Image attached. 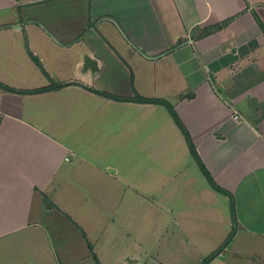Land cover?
I'll list each match as a JSON object with an SVG mask.
<instances>
[{"label":"crops","instance_id":"obj_1","mask_svg":"<svg viewBox=\"0 0 264 264\" xmlns=\"http://www.w3.org/2000/svg\"><path fill=\"white\" fill-rule=\"evenodd\" d=\"M51 81L66 85L20 92ZM0 84L15 90L0 87V252L27 234L49 255L51 210L69 230L66 264H177L122 249L109 260L98 242L106 231H87L109 219L117 189L135 190L102 160L117 161L120 150L131 172L136 151L158 156L161 186L174 153L177 187L195 203L186 210L181 199L193 228L177 231L182 248L198 264L220 247L232 228L229 196L192 156L188 174L191 154L167 109L137 94L172 105L210 177L233 197L235 232L209 264H264V0H0Z\"/></svg>","mask_w":264,"mask_h":264},{"label":"rangeland","instance_id":"obj_2","mask_svg":"<svg viewBox=\"0 0 264 264\" xmlns=\"http://www.w3.org/2000/svg\"><path fill=\"white\" fill-rule=\"evenodd\" d=\"M137 138H139L138 135H136L135 140ZM155 151L157 152V150ZM126 156V150H120L117 161L114 162L117 159L116 156H104L102 160L118 166L115 180L123 182L131 177L135 182V190L130 192L128 189H117L119 193L113 196L117 203H113L109 219L101 221V228H92L90 225L93 222L89 221L86 226L91 228H88L87 231H106V237L98 242H100V250H104L109 260H111L114 251L122 249L128 255L138 253L141 261L147 260L152 255L153 258L167 261L166 263L196 264V255L185 251L184 245L182 248L180 242L182 234L177 232L193 231V228L187 227L182 220L184 211L191 210L195 207V203L188 205L185 202V195L181 196L180 193L185 188L177 187L180 180L176 178L175 154H171L168 150V169L166 172L168 181L167 185L164 186H161L163 183L159 182L158 156L147 161L145 156L136 151L133 160L134 171L132 172L126 168ZM180 163L179 159L178 165ZM184 165L188 167V174H190L192 169L190 167L192 166L189 165H195L191 155L187 154ZM193 171L196 172L194 168ZM104 179L108 178L104 176ZM142 181L145 184H142ZM182 198L185 206H188L186 210H183L184 207H180L182 206ZM46 211L53 215L50 219V222L53 223H50L49 226H55L53 227L54 231H52L54 236L48 237L50 231H43L44 233H42L47 247L48 245L51 247L50 254L48 255L45 248L39 247L42 241L38 239V236L34 240L30 239L29 235L24 234L18 236V240L15 239L16 243L11 240L7 241L8 244L6 245L8 246L0 252V264H66L63 257V247L64 244H68L67 231L69 230L62 225L63 222H61V218L59 219L60 216L57 212ZM179 224L182 226V230L178 228ZM208 225L211 223L208 222ZM212 225L217 226L216 223ZM92 236L94 235L92 234ZM92 240L94 239L92 238ZM176 244L181 245V247L175 249ZM203 263V259L198 262V264ZM72 264H87V260L82 259L80 262Z\"/></svg>","mask_w":264,"mask_h":264},{"label":"trees","instance_id":"obj_3","mask_svg":"<svg viewBox=\"0 0 264 264\" xmlns=\"http://www.w3.org/2000/svg\"><path fill=\"white\" fill-rule=\"evenodd\" d=\"M65 85L66 84L57 83V82L51 81V83L49 85L45 86V87H41V88L33 89V90L20 91V92L38 93V92H44V91H49V90H56V89H59V88L65 86ZM0 87L2 89H4V90L15 91L14 89L9 88V87H7L5 85H2V84H0ZM95 92L100 94V95H103L105 97L111 98V99H121V97L113 96V95H110V94H108L106 92H101V91H95ZM132 99L134 101H136V102H141V103L159 104V105L164 106L167 109V111L170 114L171 118L173 119L174 123L177 125V127L181 131L191 156L193 157L194 161L198 165V167H199L200 171L202 172V174L205 176V178L208 181L209 185L215 191L220 192L222 194H225V195L229 196V198H230V216H231V221H232V229L230 230V232L228 233V235L226 236V238L224 239V241L222 242L220 247H218L216 250H213L212 252H210L208 255H206L203 258V262H204L203 264H209V262L212 261L218 255V253L224 248V246L229 242V240L232 238V236H233V234L235 232V222H236V220H235V212H234V205H233V197L226 190L220 188L219 186H217L214 183V181L210 177L209 173L207 172L205 166L203 165V163L199 159L198 154H197V152L195 150V147H194V145H193V143H192V141L190 139V135H189L188 131L186 130V128L182 124V122L179 119L178 115L174 111L172 105L167 100H165V99H154V98H143V97L138 96L137 94H135Z\"/></svg>","mask_w":264,"mask_h":264},{"label":"water","instance_id":"obj_4","mask_svg":"<svg viewBox=\"0 0 264 264\" xmlns=\"http://www.w3.org/2000/svg\"><path fill=\"white\" fill-rule=\"evenodd\" d=\"M84 67L87 68V67H90L92 70H95L96 69V62L90 58H85L84 60ZM48 206L50 204H47Z\"/></svg>","mask_w":264,"mask_h":264},{"label":"built area","instance_id":"obj_5","mask_svg":"<svg viewBox=\"0 0 264 264\" xmlns=\"http://www.w3.org/2000/svg\"><path fill=\"white\" fill-rule=\"evenodd\" d=\"M234 118H236V119H237V116L235 115V116H234ZM65 159H66V160H68V157H66Z\"/></svg>","mask_w":264,"mask_h":264}]
</instances>
